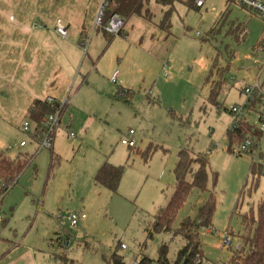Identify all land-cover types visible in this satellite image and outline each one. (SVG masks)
I'll return each instance as SVG.
<instances>
[{"label":"rangeland","instance_id":"rangeland-1","mask_svg":"<svg viewBox=\"0 0 264 264\" xmlns=\"http://www.w3.org/2000/svg\"><path fill=\"white\" fill-rule=\"evenodd\" d=\"M146 8L153 24L169 9L155 0H146ZM168 24L162 52L169 75L162 62L138 50L137 64L126 72L131 84L101 78L97 87L103 97L85 87L79 108L70 110L78 142L71 143L62 123L53 168L51 151L37 148L18 128L20 123H4L0 117V153L33 156L0 202V264H106L114 253L126 264L144 257L159 264L162 245L174 264L186 245L181 224L197 219L207 202L214 204L211 222L197 231L207 264H226L233 247L252 232L254 224L246 228L243 218H257L264 194V132L256 148L237 155L240 145L230 142L227 109L244 104L242 87L264 83V21L237 0H207L201 9L175 0ZM126 60L128 67L129 55ZM219 78L223 89L211 101L207 80ZM121 86L130 89L127 102ZM258 109L246 108L245 116L259 127ZM24 120L34 126L30 117ZM130 130L135 133L133 149L120 142ZM21 140L28 145L18 149ZM181 150L193 159H207V190L192 189L170 231H155L157 216L174 194ZM105 161L123 166L116 194L93 180ZM70 213L86 218L72 227ZM225 235L232 248L224 245Z\"/></svg>","mask_w":264,"mask_h":264},{"label":"crops","instance_id":"crops-1","mask_svg":"<svg viewBox=\"0 0 264 264\" xmlns=\"http://www.w3.org/2000/svg\"><path fill=\"white\" fill-rule=\"evenodd\" d=\"M102 1L0 0V117L4 123H20V129L35 103L49 97L63 100L69 96L71 103L65 109L62 123L70 139L69 132H75L74 115L70 110L76 106L79 108L78 96L85 87L91 86L103 97L104 91L97 87V83L106 76L112 82L116 71L117 82L120 78L123 84H131L126 72L137 64L138 50L163 65L169 62H165L166 56L162 52L170 35L169 29L161 24L173 5H167L169 9L154 24L151 11L143 7L142 15H132L125 21L124 33L119 35L122 37L118 40L116 36L111 37L98 29L97 17ZM187 2L191 8H196L189 0ZM147 13L149 19L144 17ZM58 19L67 28L66 38L55 31ZM130 20L133 23L129 25ZM136 25L138 28H135ZM131 49L135 52L131 53ZM127 55L130 61L128 67L125 66ZM116 63L119 69L113 70ZM261 85L264 86V83ZM121 89L125 91L123 99L127 102L130 89L125 86ZM59 136L58 133L55 144ZM77 142L71 141L72 144ZM19 153L28 154L27 151H20L16 155ZM53 153L57 156L54 150Z\"/></svg>","mask_w":264,"mask_h":264},{"label":"trees","instance_id":"trees-1","mask_svg":"<svg viewBox=\"0 0 264 264\" xmlns=\"http://www.w3.org/2000/svg\"><path fill=\"white\" fill-rule=\"evenodd\" d=\"M145 1L146 0H109L98 29H101L108 35V33L104 30V27L113 14L119 15L124 19V21L128 20L132 15H142ZM156 1L163 6H172L175 2V0ZM189 2H191L194 6V0H189ZM169 15L170 12L165 14L162 21L163 24H161L163 28L165 25H167L165 28H168ZM144 17L149 19L148 13L145 14ZM123 30L120 35L124 33ZM243 32L245 35L246 33L244 30ZM110 36L112 37L113 35ZM207 82L210 84V100L215 101L216 96L219 95L223 89L224 80L220 78L217 80L208 79ZM257 105V101L253 102L249 108L254 110ZM52 110L53 106L48 104L46 100L35 103V105L29 109L28 117H30L31 121L37 124L36 132L34 134L28 133L34 142L37 140V134L42 127V123L45 120L46 115ZM251 131L254 133L252 135L254 142L253 147L256 148L259 140L263 136V131H261L258 126L249 124L246 116H244L243 121L236 130L229 131L231 144L234 142L238 145L243 144L248 137V132ZM32 158V155L30 156V154L28 155L25 153H19L14 156V158L9 157L5 152L0 153V202L2 201L3 195L9 191L7 186L10 185L12 187V185L17 182L18 177L31 163ZM54 158H56V155L52 151V168L54 165ZM194 165H197L198 167L194 168ZM207 166L208 161L206 158L200 157L193 159L185 150L179 151L178 161L174 169L176 177L174 194L172 195L168 205L163 208L157 216L154 224L155 231H170L173 221L175 220L181 207L184 205L192 189L200 191L207 190ZM122 175L123 166H116L108 161H105L95 173L93 180L98 186L106 188L112 194H116L119 189ZM188 176L191 177V180H188ZM2 183H6V186H2ZM213 213L214 204L207 202V204L199 210L197 219H187L181 224V232H179V234L186 239V245L178 252L177 259L174 264H207V259L203 254L201 243L197 240V231L202 226H209ZM243 225L246 228H252L253 226L252 232L243 237V242H241L239 249H233L234 252L226 264H264V194L259 201L257 218L255 219L249 215L244 216ZM69 238L70 236L68 234L66 239L68 240ZM167 253L168 247L166 245H162L159 250V259L157 260L159 264H170L167 258ZM151 262V259L144 257L140 261H135L134 264H151ZM106 264L126 263L123 257L114 253L110 259L106 261Z\"/></svg>","mask_w":264,"mask_h":264},{"label":"built area","instance_id":"built-area-1","mask_svg":"<svg viewBox=\"0 0 264 264\" xmlns=\"http://www.w3.org/2000/svg\"><path fill=\"white\" fill-rule=\"evenodd\" d=\"M109 0H103L100 6V10L97 17V26L101 24V19L104 15L105 9L108 5ZM207 0H194V5L196 8L201 9L205 6ZM238 4L243 7L250 9L254 12H256L264 21V0H237ZM125 27V21L122 17H120L117 14H113L109 21L107 22L106 26L104 27V30L113 36L120 35L121 31ZM55 31L63 38L67 37V28L64 24V22L61 19L56 20L55 25ZM163 70L165 72V76L169 75L168 66L165 63L163 65ZM117 75L118 71L115 72V74L112 77V82L117 83ZM243 94L246 97V100L243 105H233L229 107V113L231 116V126L230 131L236 130L241 122L243 121V118L245 116V109L250 107V105L253 102L257 101V107H259V113H258V122H255L256 124L259 123L261 126H259L260 130L264 132V86L259 85L258 83L256 85H249L244 88ZM48 104L53 106V110L48 112L46 115L45 120L42 123V127L40 128L38 134H37V140L35 143L37 144V147L39 149H47L49 151L54 150L55 145V139L57 134L59 133V130L62 126V120H63V114L65 112V109L70 105L71 98L68 96L63 100H57L55 98L49 97L45 99ZM33 127L28 121H25L22 124V131L25 133H35L36 132V126L37 124L33 122ZM134 131L130 130L127 138L121 139V144L128 147V148H134L136 147V142L134 139ZM69 138L73 143L77 142L78 138L75 134V132L70 131L69 132ZM27 142L23 141L18 146L15 145L16 148L20 149L23 148L26 145ZM253 139L251 136H248L246 140L243 142V144L240 145V149L236 151L235 153L237 155H241L242 153H247L249 148L253 147ZM2 186H6V183H2ZM9 189L12 188L10 185L7 186ZM1 199V197H0ZM68 221L70 223V226L72 227H78L81 220L86 218L85 214L80 213H70L68 216ZM224 245L232 248V240L228 236H224L223 239ZM241 244L234 246L233 249H239ZM122 247H125L124 245Z\"/></svg>","mask_w":264,"mask_h":264}]
</instances>
